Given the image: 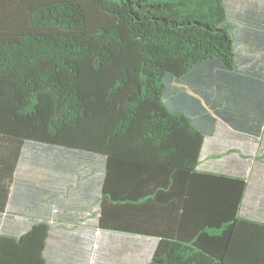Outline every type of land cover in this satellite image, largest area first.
I'll return each mask as SVG.
<instances>
[{"label":"trees","instance_id":"obj_1","mask_svg":"<svg viewBox=\"0 0 264 264\" xmlns=\"http://www.w3.org/2000/svg\"><path fill=\"white\" fill-rule=\"evenodd\" d=\"M237 3L0 0V264H88L83 233L121 235L119 255L149 241L145 264H264L246 203V172L264 169L249 159L264 149V0ZM27 150L41 186L17 179ZM93 200L81 225L69 211Z\"/></svg>","mask_w":264,"mask_h":264},{"label":"rangeland","instance_id":"obj_2","mask_svg":"<svg viewBox=\"0 0 264 264\" xmlns=\"http://www.w3.org/2000/svg\"><path fill=\"white\" fill-rule=\"evenodd\" d=\"M235 1H237L240 5L246 4L247 2H253V1L263 2V0H257V1L256 0H235ZM238 3H237V6L239 7ZM250 147H251V151H249V157H250L249 159H252L255 157L262 159V157L264 156V149L263 150H261L260 148L255 149V145L253 146L251 145ZM225 149H226L225 147L220 149V147H218L217 145H213L209 151L212 153H216V152L219 153L222 151L224 152ZM31 153L32 151L27 150L26 156L18 168L17 179H20L22 182H27L29 184H35V185L41 186L42 179H45L47 177L46 169L44 170V168H42L39 165L33 166L29 162L28 157L31 155ZM230 157H232V155L229 156L228 158ZM232 167L236 168L234 162L232 163ZM252 169H256V165H253ZM78 183L79 181H77V183L74 182L70 187H68V185L59 187L60 185H58L54 189L58 191L56 193L58 196L61 197V199H64L65 197L70 198L71 197L70 193H72V189L75 190L77 188L76 185ZM82 207H83L82 210H75V211H69V212L73 214L74 216L80 218L81 225H86L87 223L94 222L95 215L97 214V210H98L97 202L94 200L91 202H86L85 204H83ZM57 209H56V213L58 215L62 213H66V209L64 206H59L57 207ZM62 233H64V235L62 234L64 238L62 237V241L56 240L57 244L68 243L67 236L72 232L67 230L66 232H62ZM86 235H87L86 233L85 234L83 233V235L78 236L80 241L81 240L82 241L77 244H78V248L83 249L87 253L84 259L87 260L88 264H145V262L148 260L149 250L151 247V242L149 241L145 242L143 240L142 241L138 240L136 242H132L131 240H125L124 243L128 242L130 245L125 246V247L123 246L124 252L122 255H119L114 249L116 247H113L110 244L118 243L122 241L121 235H115L113 236L112 240L108 241L106 236L99 234L98 239H96L94 242H90ZM55 239H57V237ZM119 249L120 248H117V251Z\"/></svg>","mask_w":264,"mask_h":264},{"label":"crops","instance_id":"obj_3","mask_svg":"<svg viewBox=\"0 0 264 264\" xmlns=\"http://www.w3.org/2000/svg\"><path fill=\"white\" fill-rule=\"evenodd\" d=\"M246 174L250 177L246 203L249 208L254 209V216L264 221V169L249 171Z\"/></svg>","mask_w":264,"mask_h":264}]
</instances>
